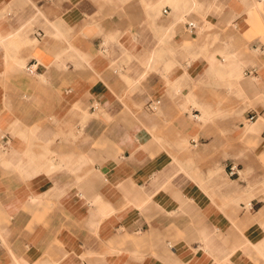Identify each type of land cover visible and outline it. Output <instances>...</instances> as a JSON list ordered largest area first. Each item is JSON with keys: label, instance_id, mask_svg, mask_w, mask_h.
Listing matches in <instances>:
<instances>
[{"label": "crops", "instance_id": "obj_1", "mask_svg": "<svg viewBox=\"0 0 264 264\" xmlns=\"http://www.w3.org/2000/svg\"><path fill=\"white\" fill-rule=\"evenodd\" d=\"M195 1L0 0V264H264V113L195 121L264 94L255 12ZM238 134L263 137L256 191Z\"/></svg>", "mask_w": 264, "mask_h": 264}, {"label": "rangeland", "instance_id": "obj_2", "mask_svg": "<svg viewBox=\"0 0 264 264\" xmlns=\"http://www.w3.org/2000/svg\"><path fill=\"white\" fill-rule=\"evenodd\" d=\"M244 4L246 5L248 14L252 15L254 12L255 14V26H252L253 29H251L248 33H246V44L244 46V50L246 53H249L251 51L258 52L259 54H264V46H262V50L258 49L257 51L253 49L254 41L257 38L264 37V0L258 1V0H242ZM255 3V4H254ZM254 4V5H253ZM260 10V11H255ZM203 29H206L207 27L204 26V21L202 22ZM235 31V30H234ZM255 47H260L259 44H256ZM264 72V64H260V78L263 77L262 73ZM247 77L248 75L245 74ZM253 76V75H252ZM259 76V75H258ZM262 79V78H261ZM224 82H220L217 80L218 87H224ZM227 85V84H226ZM228 86V85H227ZM206 96L205 98L209 99L212 97L211 93L209 91H203ZM217 98L221 101H224L228 106L232 107V110L228 113L225 111L218 110L216 118L218 121H212L210 123H206L203 119V117H198L196 121L197 126L203 128L204 130H208L209 134H217L218 130L225 127H230V125H233V128L236 131H238V127L243 125L244 122L250 121L249 115L252 113H256L258 117L259 114L264 113V94H261L260 96L256 97L255 99H252V97H249V102H247V98L244 95H241V93L233 92L230 90H224V91H218L217 92ZM241 111L242 113L239 114L238 112ZM160 112V110H159ZM158 112V113H159ZM190 116L192 117V113L190 112ZM193 118V117H192ZM231 120V123H224L220 120L224 119ZM257 119V118H256ZM194 122V121H193ZM264 131V130H263ZM188 141V140H187ZM234 146H247L249 151L251 153H246L242 155H232L230 159H228V162H231V164H235L238 167L239 162L244 164V169L247 170L245 174H240L239 170L237 174L232 175L233 177H240V179L247 180V184L251 187V189L254 188V190H257V183H258V171H257V163H258V152L263 149V137L261 134L258 135V137L254 140L252 139H246L243 137L242 134L235 135V138L233 140ZM189 147L191 145L187 143ZM259 146V147H258ZM226 157V156H224ZM261 163L262 168H264V155L261 156ZM238 169V168H237ZM261 177L263 179L264 177V171L261 172Z\"/></svg>", "mask_w": 264, "mask_h": 264}, {"label": "built area", "instance_id": "obj_3", "mask_svg": "<svg viewBox=\"0 0 264 264\" xmlns=\"http://www.w3.org/2000/svg\"><path fill=\"white\" fill-rule=\"evenodd\" d=\"M187 26L189 29H195L197 26H196V23L192 20L190 21H187ZM27 70L30 72V73H33L35 70H36V64L35 63H31L27 66ZM160 100L159 99H156V100H150L149 102H147L146 104V108L150 111H156L158 109V106L160 104ZM257 113V112H256ZM256 113H252L251 115H249V120L252 121V120H255L257 117V114ZM194 143L197 142V140H193ZM229 173L231 175H234V174H237L238 173V169H237V165L235 164H230L229 166ZM247 207H250L252 208L254 206V204L250 201L248 204H246Z\"/></svg>", "mask_w": 264, "mask_h": 264}, {"label": "bare ground", "instance_id": "obj_4", "mask_svg": "<svg viewBox=\"0 0 264 264\" xmlns=\"http://www.w3.org/2000/svg\"><path fill=\"white\" fill-rule=\"evenodd\" d=\"M258 1H262V0H258ZM184 2H185V1H184ZM186 2H187V1H186ZM192 3H193V2H192ZM184 4H185V3H184ZM254 4H255V3H254ZM254 4H253V5H254ZM195 5H196V6L198 5V1H197V0L195 1ZM201 6H202V5H201ZM214 6H215V4H214V3H211V5H208V6L206 7L207 9H205V10L203 11V16H204L205 19H208L209 11H210V9L213 8ZM217 6H218V5H217ZM258 49H260V48H259V47L255 48L256 51H257ZM254 126H255V125H254L253 123H250L249 126H248V128H251V129H252V128H254ZM239 172H240V169H239Z\"/></svg>", "mask_w": 264, "mask_h": 264}]
</instances>
